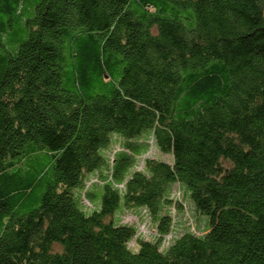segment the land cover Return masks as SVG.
<instances>
[{
  "label": "trees",
  "instance_id": "1",
  "mask_svg": "<svg viewBox=\"0 0 264 264\" xmlns=\"http://www.w3.org/2000/svg\"><path fill=\"white\" fill-rule=\"evenodd\" d=\"M0 13V264H264V0Z\"/></svg>",
  "mask_w": 264,
  "mask_h": 264
},
{
  "label": "rangeland",
  "instance_id": "2",
  "mask_svg": "<svg viewBox=\"0 0 264 264\" xmlns=\"http://www.w3.org/2000/svg\"><path fill=\"white\" fill-rule=\"evenodd\" d=\"M0 18H4V19H7L8 17L4 14V13H0ZM21 26V23L19 21H14L13 22V28L10 30L11 32H13V34L19 29V27ZM151 135V131L148 130V131H145L143 134H142V139L144 141H149V145H148V151L147 152H144L140 155V157L138 158V163H136L132 170L136 169V168H141L142 166V161L144 160V158L146 156H152L156 159H159V160H163V161H167V162H170L173 160V155L172 153L170 152H163L157 145L156 143L154 142V140L152 138H150V140H148L147 138ZM135 140H137L135 138ZM121 140H118L117 142L113 143V145L107 150L109 151L110 153V156L113 157L115 153H117V151L119 152V150H123V147L122 145L120 144ZM153 142V143H152ZM93 182L97 181V178L94 177ZM92 181H90L88 184L91 185ZM100 183V182H99ZM175 183H172L170 185V188H172V186L174 185ZM182 186V190H181V187ZM184 185L183 184H179V183H176L174 186H173V191H172V194L175 195V197L177 198H181V200H185V208L186 210L189 212L187 214V219H189L190 221V224L194 227V228H197L199 231H204L206 229H208V227L210 226V216L207 215V214H201V213H198L196 210L193 211V206L189 203L191 202L193 204V201H192V198L190 197V193H187L188 196H187V200L186 198L183 197V194L182 192L180 191H183L184 192ZM176 205V204H175ZM194 205V204H193ZM137 208V207H135ZM122 207H119L113 217V221L115 223H118L119 221V214L120 212H122ZM138 209V208H137ZM190 211H193L190 213ZM141 214V213H140ZM138 215L136 212L132 211V210H128L126 211L124 214H122V217L120 218L121 222H128L130 224H136V221L139 220L141 222L142 220V215ZM142 214L144 215V213L142 212ZM138 218V219H137ZM151 228V227H150ZM133 244V243H132ZM138 248V245H136V243L134 244V247L133 249L134 250H137Z\"/></svg>",
  "mask_w": 264,
  "mask_h": 264
}]
</instances>
